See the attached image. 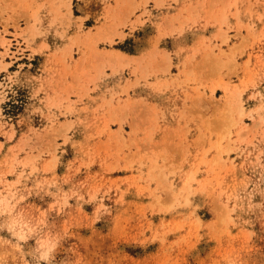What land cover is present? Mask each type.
<instances>
[{
	"label": "rangeland",
	"instance_id": "obj_1",
	"mask_svg": "<svg viewBox=\"0 0 264 264\" xmlns=\"http://www.w3.org/2000/svg\"><path fill=\"white\" fill-rule=\"evenodd\" d=\"M0 264H264V0H0Z\"/></svg>",
	"mask_w": 264,
	"mask_h": 264
},
{
	"label": "crops",
	"instance_id": "obj_2",
	"mask_svg": "<svg viewBox=\"0 0 264 264\" xmlns=\"http://www.w3.org/2000/svg\"><path fill=\"white\" fill-rule=\"evenodd\" d=\"M152 7H154V6H152ZM150 11H151V13H152V10L153 9H149ZM156 34V35H155ZM154 34V36L156 37L157 35H158V30H157V32ZM164 38L163 39H161V41L160 42H164ZM148 42H152V36L149 38V40H148ZM145 50H147V51H145V52H143V53H139V52H136V53H134V54H136V55H132L131 57L132 58H134V59H136V58H140V57H148V54L150 53V51H151V49L150 48H145Z\"/></svg>",
	"mask_w": 264,
	"mask_h": 264
}]
</instances>
